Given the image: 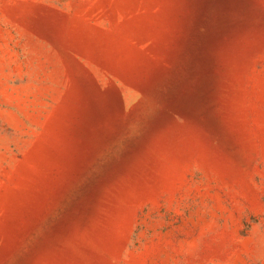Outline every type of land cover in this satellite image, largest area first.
I'll list each match as a JSON object with an SVG mask.
<instances>
[{
  "label": "rangeland",
  "instance_id": "1",
  "mask_svg": "<svg viewBox=\"0 0 264 264\" xmlns=\"http://www.w3.org/2000/svg\"><path fill=\"white\" fill-rule=\"evenodd\" d=\"M0 264H264V0H0Z\"/></svg>",
  "mask_w": 264,
  "mask_h": 264
}]
</instances>
